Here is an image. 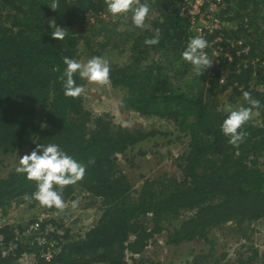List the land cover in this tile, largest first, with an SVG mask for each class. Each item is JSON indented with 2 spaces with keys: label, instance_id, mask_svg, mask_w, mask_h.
I'll use <instances>...</instances> for the list:
<instances>
[{
  "label": "trees",
  "instance_id": "16d2710c",
  "mask_svg": "<svg viewBox=\"0 0 264 264\" xmlns=\"http://www.w3.org/2000/svg\"><path fill=\"white\" fill-rule=\"evenodd\" d=\"M222 1L226 10L212 15L232 25H239L243 17L250 25L255 23L258 18L250 14L257 15L256 8L264 4V0ZM51 3L0 0V163L22 150L30 154L37 144L59 145L86 165L83 179L63 189L65 203L74 200L77 192L87 194L99 200L100 216L83 236L68 239L51 262L40 259L39 249L25 239L17 246L16 257L0 256V264H19L16 260L23 253L33 254L34 264H157L141 256L155 235L165 233L169 246L198 241L212 244L213 229L232 222L237 227L232 231L245 236L248 227L264 221V90L254 89L264 86V50L258 42L250 39L249 53L239 56V48H230L227 43L229 52L213 57L217 65L200 77H192L182 52L194 36L189 30L190 18L179 14L181 0H148L149 27L145 29L131 28V13L127 20L114 19L104 0H59L55 11L49 7ZM101 16L114 25L108 31L101 27V32L107 35L118 30L114 45L127 46L130 51L126 63L110 64L109 83L122 92L119 105L128 112L172 122V132L121 128L108 115L93 116L85 110L82 95H64L58 79L66 67L63 58L77 59L80 42L90 56H100L110 43H96L100 46L92 52L94 37L100 34L86 20L92 17L103 26ZM52 20L67 28L64 40L51 37ZM120 22L129 23L122 32ZM87 29H92V34L88 35ZM157 29L159 43L146 45L145 39L154 37ZM239 32L224 31L223 38L240 40ZM218 35L214 33L208 40ZM55 67L59 71L54 72ZM208 75L210 81L201 82ZM74 78L78 85H84L78 74ZM193 88L197 91L191 93ZM226 91L230 92L229 100L239 105L248 106L243 101L244 91L261 104L260 123L249 121L244 126L248 136L238 148L230 145L221 131L227 113L219 110L216 97ZM160 136L186 139V151L176 160L181 179L163 174L133 190L117 166V157ZM139 151L144 155V146ZM93 158L95 163L89 164ZM35 191L36 182L18 174L16 168L0 178V215H7L13 204L27 210L45 207L24 199ZM182 213L190 215L181 218ZM21 225L16 227L21 229ZM11 229H0L5 243L11 238ZM127 253L140 257L129 261ZM257 256V250H252L246 259L240 255L237 263L253 264ZM206 263L207 256L196 255L190 264Z\"/></svg>",
  "mask_w": 264,
  "mask_h": 264
},
{
  "label": "rangeland",
  "instance_id": "374dc122",
  "mask_svg": "<svg viewBox=\"0 0 264 264\" xmlns=\"http://www.w3.org/2000/svg\"><path fill=\"white\" fill-rule=\"evenodd\" d=\"M259 4V3H258ZM257 4V5H258ZM256 10L258 14L251 13L254 18H258L253 21L255 23H246V31L240 30L239 38L242 40V44L249 45L250 39L258 42L259 49L264 50V4L259 5ZM103 26L97 22L96 19L88 17L86 20L89 26H95L92 29L97 31V35L94 37V48L92 52L98 50V46L101 42L104 44L105 40H109V45L100 56L106 58L110 64L122 65L126 63L129 59L130 51L127 46L114 45L118 30L111 31L105 34L104 31L110 30L114 25H108L107 17L101 16ZM105 18V19H104ZM114 18V17H113ZM124 18V17H123ZM115 19V18H114ZM128 19V18H127ZM248 19L243 17L239 22V27H244L243 20ZM250 20V19H249ZM97 22V23H96ZM131 28H134L132 21ZM129 23L120 22V32L128 28ZM88 26V27H89ZM105 28L101 32L100 28ZM92 29H87V34H92ZM135 30V29H134ZM192 30V29H191ZM192 33V32H191ZM77 60L80 62H86L92 56L89 55L86 48L80 42L78 46ZM235 48H238L235 46ZM216 57V56H213ZM160 58L159 56L156 57ZM154 58V59H156ZM256 63V61H252ZM217 61H213V66L217 65ZM246 64V63H245ZM243 65V63H242ZM212 66V67H213ZM211 67V68H212ZM239 67V65L237 66ZM210 68V70H211ZM239 72V70H237ZM190 76L194 77L192 71V66H189ZM196 76V75H195ZM188 77V75H186ZM211 75L204 77L201 82H209ZM183 81V80H181ZM220 83L224 85L223 78L220 79ZM85 93L82 95L83 106L85 110H88L93 116L108 115L114 124L125 128L128 130H141L142 132H172L174 130V125L172 122L164 119H157L151 117L141 116L134 112H128L124 110L119 102L122 98V92L118 89L112 88L110 83L107 85H97L94 83H89L84 80ZM255 90L262 92L264 86H256ZM197 91L196 88L191 89V93ZM230 92L226 91L224 93L217 95V101L219 104V110L225 112L224 106L226 104H232L234 107H239L238 103H234L229 100ZM239 100V99H235ZM226 113V112H225ZM254 124H259V115H254L250 120ZM144 146L145 154L142 155L139 148ZM186 151V139H176L175 137H157L155 140H150L149 142L141 143L135 151L130 154L121 155L117 158V166L122 173L128 178L133 186V190L139 188L143 182L151 178H159L163 174H166L169 178L181 179V173L179 168H177V159ZM27 154L26 150L16 152L12 155L4 157V161L0 163V178H5L12 170L19 166L20 157ZM74 200L65 203L66 207L64 211H58L57 222L62 221L64 218L71 221V234L76 236L78 232L83 229L87 230L92 227L96 220L100 216L99 200L90 199L87 194L77 192L74 196ZM78 201L77 207H72V202ZM10 218L15 221L14 224L24 223L31 220V217L36 215V210H27L26 206L20 205L16 206L13 204L11 208L7 211ZM189 213H182L181 218L188 217ZM237 227L234 226L232 222L221 226L220 228L213 229L211 239L214 242L203 243L202 241L185 243L179 246H169L166 244L165 233L155 235L149 245L144 249L141 254L142 257L148 258L149 260L157 264H190L192 258L196 255L207 256L206 264H238L237 260L239 256L242 255V259H246L252 255V250H257L258 256L253 264H264V221H259L252 226L247 228L245 236L243 233L241 236L234 233L232 230H236ZM78 231V232H77ZM222 255H225L223 258ZM129 258H138L139 255H131L127 253ZM29 260H22L19 264H29Z\"/></svg>",
  "mask_w": 264,
  "mask_h": 264
},
{
  "label": "clouds",
  "instance_id": "9594fccd",
  "mask_svg": "<svg viewBox=\"0 0 264 264\" xmlns=\"http://www.w3.org/2000/svg\"><path fill=\"white\" fill-rule=\"evenodd\" d=\"M104 3L107 13L114 18L124 17L127 20V14L131 13V21L136 28L145 29L149 27L146 24L150 13L148 0H144L143 3L141 0H104ZM49 7L54 11L57 10L59 0H52ZM49 26L52 29L51 37L53 39L62 41L67 37V28L58 26L55 20H52ZM159 41L160 30L157 29L155 36L146 38L144 43L152 46L157 45ZM208 46V41L203 36L198 35L188 41L182 52V59L191 64L193 73L198 77L213 66L214 60L205 51ZM63 63L66 67L58 79L62 82L66 97L78 98L85 93L84 85L76 83L74 78L76 74L81 79L97 85L103 86L110 82V63L102 56H92L86 62L64 57ZM53 71H59V68L55 67ZM242 97L248 106L234 107L232 104H226L223 110L227 116L221 124L222 133L229 138L228 143L237 148L248 136V133L243 130L244 126L254 115H258V110L261 107L260 101L254 99L250 92L244 91ZM254 110L257 111L254 112ZM94 163V158L89 160V164ZM16 172L26 174L29 181L36 182V191L31 196L25 195V200L29 202L35 200L41 206L54 207L62 212L66 207L62 196L63 189L83 179L86 173V165L62 151L57 144L50 143L46 146L37 144L30 154L20 157ZM77 205L78 201L72 202L73 208Z\"/></svg>",
  "mask_w": 264,
  "mask_h": 264
},
{
  "label": "built area",
  "instance_id": "2783aa9c",
  "mask_svg": "<svg viewBox=\"0 0 264 264\" xmlns=\"http://www.w3.org/2000/svg\"><path fill=\"white\" fill-rule=\"evenodd\" d=\"M151 1L154 2L156 0ZM176 1L179 2V0ZM221 9L226 10V4L222 0H181L179 14L190 18L189 30L194 37L201 35L208 41L209 46L205 51L212 59L213 56L217 57L220 53L226 54L229 52L227 43H229L230 48H234L235 46L239 48L237 56L249 53L250 47L242 44V40L227 41L223 38L224 31L247 30L245 24L248 23V20L244 19V27H239L240 24L232 25L223 17L212 15L213 13L218 14ZM214 33H218L219 35L213 40H208V37ZM222 42L226 43L224 47L221 46ZM242 63L243 67H245L246 62L243 61ZM58 211L56 208L51 210L49 207H43L36 210L37 216L33 220H28L23 224L19 222L16 225L13 222L15 221L13 218L7 215H0V229L6 227L12 228V235L7 243L3 241V236L0 234V256L15 258L17 246L23 243L25 239H29L28 241L39 249L40 259L45 262H51L68 239L72 240L81 235L83 236L86 231L81 229L79 232L77 231L78 234L76 236H72L71 221L64 218L62 221L57 222ZM19 224H22L21 229L16 227ZM21 258L22 260H29V264L35 263V256L31 253L21 254L16 262H21Z\"/></svg>",
  "mask_w": 264,
  "mask_h": 264
}]
</instances>
